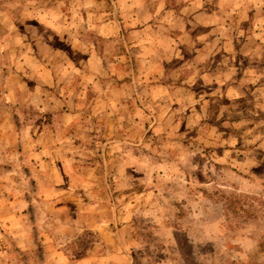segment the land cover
<instances>
[{"label": "rangeland", "instance_id": "1", "mask_svg": "<svg viewBox=\"0 0 264 264\" xmlns=\"http://www.w3.org/2000/svg\"><path fill=\"white\" fill-rule=\"evenodd\" d=\"M155 1L0 0V264H264V0Z\"/></svg>", "mask_w": 264, "mask_h": 264}, {"label": "crops", "instance_id": "2", "mask_svg": "<svg viewBox=\"0 0 264 264\" xmlns=\"http://www.w3.org/2000/svg\"><path fill=\"white\" fill-rule=\"evenodd\" d=\"M258 1H261V0H258ZM201 3H202V6H201ZM154 4L156 5V7L160 8L159 9L160 11L158 13H156V15L154 16L156 23L144 24V25H152V24L156 25V33L154 31H152V35H153V37L155 35L154 38L156 40L153 41V38H152V41H150V44L152 46H154V47H164L165 46L166 47L165 48V53H168V52H170V51H168V47H171L172 45H174V47L177 46L176 45L177 44V39H179V41H181V44H183V42L185 40L186 41L188 40L187 36L189 34V30H191L194 25H191V26H189V25H179V27H176V28H177V30L180 31V34L176 38L171 39L170 37H166V39H162V37H160L158 31H160V28H159L160 25H165V24H160L159 22H161V21L164 22L165 18H163V13H165V15H167L169 10L165 6L162 7V5H165L163 0H156ZM184 4H185V9L186 10H188L190 8V6H194L195 4L197 5V9H198V7L199 8L200 7L203 8V6H204L202 0H185ZM161 10L163 11V13L161 12ZM199 11L200 10L197 11V16L199 17V21H200V16L204 14V11L203 12H199ZM161 16H162V18H160ZM216 16H217L216 12L213 11L212 18H214ZM215 25H217V24L212 25V27L215 26ZM119 26L122 27V25H117V29H119ZM169 26H170L169 28H171V26H176V25H169ZM139 27H143V24H140ZM108 29H109L108 25H100V34H102V36L107 35ZM213 29H214V27H213ZM140 31L142 32L143 28H141ZM183 38H185L184 41H183ZM160 53H162L160 48L155 49V51H153V55L157 57V61L162 60L161 57H160Z\"/></svg>", "mask_w": 264, "mask_h": 264}]
</instances>
